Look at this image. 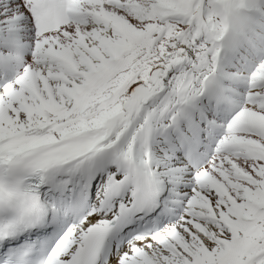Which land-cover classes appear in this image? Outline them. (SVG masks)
Wrapping results in <instances>:
<instances>
[{
	"label": "snow or ice",
	"instance_id": "6c2138e0",
	"mask_svg": "<svg viewBox=\"0 0 264 264\" xmlns=\"http://www.w3.org/2000/svg\"><path fill=\"white\" fill-rule=\"evenodd\" d=\"M0 264H264V0H0Z\"/></svg>",
	"mask_w": 264,
	"mask_h": 264
}]
</instances>
